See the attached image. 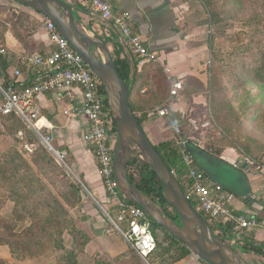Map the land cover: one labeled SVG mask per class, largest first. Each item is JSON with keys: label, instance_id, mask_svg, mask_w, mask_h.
Masks as SVG:
<instances>
[{"label": "crops", "instance_id": "obj_1", "mask_svg": "<svg viewBox=\"0 0 264 264\" xmlns=\"http://www.w3.org/2000/svg\"><path fill=\"white\" fill-rule=\"evenodd\" d=\"M62 1L71 6L73 15L90 36L105 41L113 58L128 61L130 102L152 143L169 138L193 141V137H202L201 113L206 102L195 93L194 86L206 87L205 69L211 64V50L206 40L208 28L203 20L204 12L198 1L108 0L115 14L131 15L133 31L152 52L153 59L143 62L129 52L124 38L111 22L103 21L84 0ZM43 17L17 1L0 0V44L8 51L0 64L7 73L19 69L17 80L21 84H31L34 79L31 65L23 58L45 54L51 49L50 38L42 26ZM95 53L101 56L98 50ZM178 81L182 89L172 95L173 84ZM70 96L74 99L69 100ZM36 103L40 109L38 132L51 137V148L66 153L67 168L81 187V200L71 210L75 226L88 238L84 250L77 256L78 264H91L95 256L124 251L129 244L119 230L124 231L126 225L116 222L118 208L107 198L92 145L82 138L84 119L79 112L62 113L68 105L81 107V91L77 87L57 89L40 94ZM162 107L167 108L164 115L155 110ZM151 111L154 112L151 114ZM193 144L199 148V164L203 169L196 163L195 166L233 193L235 211L263 221L262 227L244 230L239 240L229 244L235 245L249 264H264V172L233 149L221 146L219 152H214L200 143ZM109 218L119 230H106L112 227ZM224 231L221 229L220 234L228 237ZM250 246H261V251L256 252ZM171 264L209 263L190 252Z\"/></svg>", "mask_w": 264, "mask_h": 264}, {"label": "rangeland", "instance_id": "obj_2", "mask_svg": "<svg viewBox=\"0 0 264 264\" xmlns=\"http://www.w3.org/2000/svg\"><path fill=\"white\" fill-rule=\"evenodd\" d=\"M196 1L204 12L203 20L208 28L206 40L211 38L212 51L211 64L205 69L208 78L206 94L198 92L206 102L201 113L203 135L193 137L192 142L200 143L206 150L214 152H219L221 146L233 149L256 166L264 155V75L256 73L260 52L264 51V0ZM30 134L35 135L29 126L0 114V214L17 220L16 231L21 230L25 219L22 211L13 210L11 194L5 189L11 183L15 187L16 197L34 194L39 201L36 208L41 219L48 214L50 218L59 216V209L47 198L51 196L50 193L71 215L73 210L62 197L67 196V175L76 181L67 168L68 161L56 158L39 136L35 135L37 139L28 138ZM134 148L132 145L129 147L128 154L131 157L137 155L138 150ZM12 149L19 155H11V152L14 153ZM7 150L8 156L5 157L2 153ZM251 154L256 155L255 160ZM209 169L210 166L207 172ZM129 172L136 180L139 179L137 168L132 166ZM225 182L230 183V180L226 179ZM33 205H25L26 210L32 212ZM211 225L214 228V224ZM153 233L157 234L158 240H162L163 236L165 238L158 226ZM2 236L9 237L8 231L3 232ZM63 242L70 245L69 234H64ZM232 246L237 250L235 245ZM7 248V245H0V264H60V252L53 248L33 258L24 256L25 253L15 257ZM176 252L177 245L171 244L166 237L160 241L155 252L145 257L130 246L122 252L101 257L108 260L109 264H164L170 259L169 255H175Z\"/></svg>", "mask_w": 264, "mask_h": 264}, {"label": "built area", "instance_id": "obj_3", "mask_svg": "<svg viewBox=\"0 0 264 264\" xmlns=\"http://www.w3.org/2000/svg\"><path fill=\"white\" fill-rule=\"evenodd\" d=\"M84 1L103 21L111 22L124 38L129 52L139 62L153 59L152 52L133 31L131 15L128 12L115 14L108 0ZM42 26L50 38L51 49L45 54H32L23 58L32 68L34 79L31 84L14 85L18 82L20 70L16 68L12 73H7L0 64V114L18 116L62 160L66 153L51 148V137L37 130L36 123L40 109L36 103V97L57 89L67 90L77 87L82 93L81 107L68 105L62 113L65 115L73 111L81 113L84 119L82 138L92 145L107 198L118 208L116 222L126 225V229L121 231L115 221L109 218L112 227L106 230H119L131 248L142 257L148 256L155 250L158 239L149 227L150 219L144 210L130 202L117 188L112 167V148L116 137L112 134L110 126L111 121L114 120V111L105 97L103 86L95 72L83 62L50 19L43 17ZM7 54V48L0 44V61ZM5 74L10 81L6 80ZM181 89L182 83L175 82L171 94L177 95ZM73 99L70 96L69 100ZM155 110L160 115L167 112L166 107ZM153 112L151 111V114ZM187 140H176V144L182 151L181 160L186 169L182 178V184L186 188L184 194L190 202L194 203V207L202 211L210 223L216 226L215 229L213 228L214 232L220 234L221 229H224L228 235L227 242L232 243L241 238L244 230L262 227L263 221L236 212L232 206L233 193L208 178L195 166L193 155L185 150ZM134 157L141 160L139 152ZM256 168L264 172V155L258 160Z\"/></svg>", "mask_w": 264, "mask_h": 264}, {"label": "water", "instance_id": "obj_4", "mask_svg": "<svg viewBox=\"0 0 264 264\" xmlns=\"http://www.w3.org/2000/svg\"><path fill=\"white\" fill-rule=\"evenodd\" d=\"M14 1L50 19L83 62L98 76L114 111L116 140L112 148V167L117 188L130 202L144 210L150 219V229L153 231L158 226L163 233L174 237L209 264H249L238 250L214 232L211 223L187 199L175 175L145 134L129 105L130 86L120 75L105 41L98 36H90L73 15L71 6L62 0ZM95 50L100 52V57ZM131 145L137 148L141 160L155 173L164 199L177 214L179 222L169 217L159 204L129 180L127 163L131 157L128 154Z\"/></svg>", "mask_w": 264, "mask_h": 264}, {"label": "trees", "instance_id": "obj_5", "mask_svg": "<svg viewBox=\"0 0 264 264\" xmlns=\"http://www.w3.org/2000/svg\"><path fill=\"white\" fill-rule=\"evenodd\" d=\"M205 10L207 8L205 7ZM208 46L212 51V41L209 37L207 40ZM256 73L264 75V51L260 52V56L258 58ZM113 61L122 76L123 80L129 85L127 74H128V67L129 63L126 59H116L113 58ZM6 80L10 81L8 75H6ZM264 81V80H263ZM196 83H194L195 85ZM14 85L17 86H24L26 84H21L15 82ZM208 88V82H206V87L200 89L199 86H194L195 93H204L206 94V90ZM130 97V92H129ZM129 105L134 112V108L130 102V98H128ZM5 118L18 120L24 123L18 116L14 114H7L3 115ZM137 116V115H136ZM139 122L141 123V119L137 116ZM25 124V123H24ZM111 132L116 137V127L114 120L110 123ZM35 133V132H34ZM36 135V134H35ZM34 134H30L28 138L35 137ZM37 139V138H36ZM155 149L163 159L164 163L167 167L173 172L176 179L178 180L179 184L181 185L182 190L185 192L186 188L182 184V178L185 174V166L182 163L181 156L182 151L176 144V140L174 138L165 139L159 141L157 143H153ZM197 145L193 144L192 140L188 139L185 145V150L189 151L193 157L194 161L197 164L199 163L198 154L200 151ZM14 153L9 151L11 155L18 154L16 150L12 149ZM3 156H8V150L2 153ZM19 155V154H18ZM252 159H256V155L251 154ZM51 159V158H50ZM56 159L54 158V161ZM52 161V160H51ZM57 162V161H56ZM198 165V164H197ZM135 167L138 169L139 179L136 180L133 175L129 172L130 167ZM199 166V165H198ZM61 167V166H60ZM200 167V166H199ZM201 168V167H200ZM202 169V168H201ZM203 171V170H202ZM205 172V171H204ZM206 173V172H205ZM67 175V173H65ZM127 174L131 183L144 194L149 196L154 202L159 204L165 211V213L171 217L176 222H179L178 216L175 211L169 206V204L165 201L163 196V189L162 186L156 177L155 173L145 164L142 160L138 159L137 157H130L127 163ZM67 183L65 185V193L67 196H62L65 199V202L68 207H75L81 200V187L75 182V180L69 175H67ZM6 191L11 194L10 200L14 203L13 210L22 211L21 213L24 214L25 223L22 225L21 230L16 231L15 228L17 227V220L14 218L6 217L0 214V245H7V249L11 254H15V257H19L18 254L25 253L24 256L29 257H39L45 254L47 251L52 250L59 251V263L60 264H78L77 256L84 250V246L88 241L87 236L74 224V219L72 215L69 213L68 209L61 205L55 196L52 193L51 196L47 197L51 201L52 205L59 209V216L57 218H50V215H45L41 219L38 215V209L36 205L39 203L37 198L34 196L33 193H29L24 197H16L15 194V187L12 183L7 186ZM71 201V202H70ZM34 204L33 211L29 212V210L25 208L30 204ZM194 206V203L191 201ZM50 212L49 210H47ZM201 215H203L202 211L198 210ZM207 220L208 218L203 215ZM209 221V220H208ZM210 222V221H209ZM216 226H214L215 229ZM218 227V226H217ZM213 229V230H214ZM8 231L9 237H3V232ZM67 233L70 235L71 243L69 246L65 245L63 242L64 234ZM165 238L168 237L171 244L177 245V252L175 255H169V260L164 264H171L182 257L186 256L190 253V250L186 248L181 242L176 240L174 237L170 236L168 233L164 232ZM164 236L162 240L157 241V246L159 245L160 241L165 240ZM156 246V248H157ZM261 246H250V249L255 250L256 252L261 251ZM156 248L153 252L156 251ZM152 252V253H153ZM151 253V254H152ZM2 264H5L2 262ZM91 264H109L108 260H105L101 256H95L92 260Z\"/></svg>", "mask_w": 264, "mask_h": 264}, {"label": "bare ground", "instance_id": "obj_6", "mask_svg": "<svg viewBox=\"0 0 264 264\" xmlns=\"http://www.w3.org/2000/svg\"><path fill=\"white\" fill-rule=\"evenodd\" d=\"M136 150V148H134Z\"/></svg>", "mask_w": 264, "mask_h": 264}]
</instances>
